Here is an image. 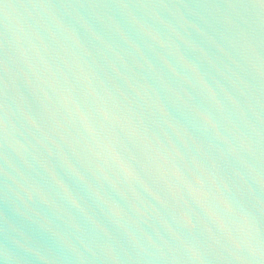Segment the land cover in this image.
Returning <instances> with one entry per match:
<instances>
[{
  "label": "water",
  "instance_id": "95a60500",
  "mask_svg": "<svg viewBox=\"0 0 264 264\" xmlns=\"http://www.w3.org/2000/svg\"><path fill=\"white\" fill-rule=\"evenodd\" d=\"M0 264H264V0H0Z\"/></svg>",
  "mask_w": 264,
  "mask_h": 264
}]
</instances>
